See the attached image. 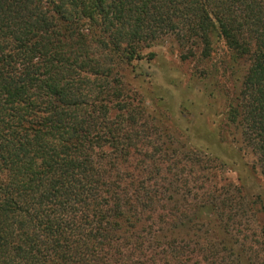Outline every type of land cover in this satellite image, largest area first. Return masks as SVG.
Masks as SVG:
<instances>
[{
  "label": "trees",
  "instance_id": "16d2710c",
  "mask_svg": "<svg viewBox=\"0 0 264 264\" xmlns=\"http://www.w3.org/2000/svg\"><path fill=\"white\" fill-rule=\"evenodd\" d=\"M165 36L225 50L205 147L115 70ZM225 136L264 181V0H0V264H264L262 193L214 182Z\"/></svg>",
  "mask_w": 264,
  "mask_h": 264
},
{
  "label": "rangeland",
  "instance_id": "374dc122",
  "mask_svg": "<svg viewBox=\"0 0 264 264\" xmlns=\"http://www.w3.org/2000/svg\"><path fill=\"white\" fill-rule=\"evenodd\" d=\"M180 52L184 53L185 51L178 48L175 40L165 36L157 42L149 44L148 48L141 49V54L145 55L146 59L139 67L124 69L116 65L115 70L120 74L121 80L126 83L130 92L138 94L147 104L151 102L158 105L156 107L159 109L158 112H162L167 118L166 125L173 122L174 119L171 117V111H173L175 119H178V124L184 125V128L186 125L192 128L189 130V135L196 136L197 134L202 139L198 146L205 147L213 142L209 132L216 131L215 123L222 118L221 113L224 107L219 97L216 100L206 98L204 90L207 88V91H211L215 86H218L214 77L219 81L225 50L221 44L218 46L216 44L210 59L205 62L199 60L198 52L187 60H181ZM243 69V64L236 66L235 72L238 78L243 74ZM214 70H216V74ZM192 75L201 83L199 80L195 81V77ZM230 82H233L232 78ZM153 98H156V102L153 101ZM178 110L182 112L183 121L178 118ZM229 139L230 137L225 136L220 145L226 147V153L222 155V158L228 163L234 161L237 165L236 167L229 164L225 166L222 177L218 175L214 182L217 185L221 184L219 178H227L233 182L240 178L245 181V190L248 193L261 192L264 197V181L245 165L250 161V157L239 151L237 145L227 144ZM182 163L181 165L186 166L182 178L189 187L195 184V179L197 181L205 174L211 175L209 168L203 170L205 169L203 165L195 168L196 171L188 175V165L184 160ZM232 197L235 196L232 195Z\"/></svg>",
  "mask_w": 264,
  "mask_h": 264
}]
</instances>
